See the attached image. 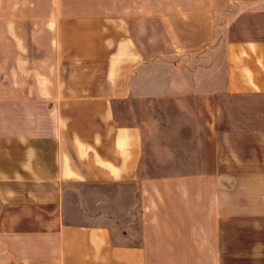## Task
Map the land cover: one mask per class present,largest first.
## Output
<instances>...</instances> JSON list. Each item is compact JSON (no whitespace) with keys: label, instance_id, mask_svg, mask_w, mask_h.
Here are the masks:
<instances>
[{"label":"crops","instance_id":"1","mask_svg":"<svg viewBox=\"0 0 264 264\" xmlns=\"http://www.w3.org/2000/svg\"><path fill=\"white\" fill-rule=\"evenodd\" d=\"M48 2L0 0V264H264V0Z\"/></svg>","mask_w":264,"mask_h":264},{"label":"rangeland","instance_id":"2","mask_svg":"<svg viewBox=\"0 0 264 264\" xmlns=\"http://www.w3.org/2000/svg\"><path fill=\"white\" fill-rule=\"evenodd\" d=\"M29 1L30 0H22V4H19V5L18 4L17 5L16 4L11 5V8H12L11 10H14L15 7H18L19 6V8L22 11H29V9H31L30 8V3H28ZM42 1H43L42 5L41 4H37V10L42 9L43 13L50 12L51 11V5L49 4L48 0H42ZM1 7H2V4L0 3V13L2 12ZM31 10H34V5L32 6V9ZM240 184L243 186L242 183H240ZM96 208L98 210H100L101 207L100 206H97ZM138 221H139V218H138ZM136 224H137V221H136Z\"/></svg>","mask_w":264,"mask_h":264}]
</instances>
